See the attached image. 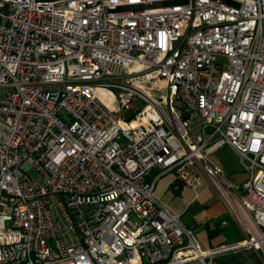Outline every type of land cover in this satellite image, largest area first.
Listing matches in <instances>:
<instances>
[{"label":"built area","instance_id":"1","mask_svg":"<svg viewBox=\"0 0 264 264\" xmlns=\"http://www.w3.org/2000/svg\"><path fill=\"white\" fill-rule=\"evenodd\" d=\"M172 1L0 0V264H264V0L121 10ZM167 173H203L244 240L202 249Z\"/></svg>","mask_w":264,"mask_h":264},{"label":"rangeland","instance_id":"2","mask_svg":"<svg viewBox=\"0 0 264 264\" xmlns=\"http://www.w3.org/2000/svg\"><path fill=\"white\" fill-rule=\"evenodd\" d=\"M135 106L140 109L142 104H136ZM131 114L132 111L126 113L125 119ZM211 159L213 162L216 161L226 173H237L242 168L238 156L227 147L218 153H214ZM34 173L33 170L29 171V175L32 178L36 175ZM198 175L201 186L197 190L181 186L178 191L173 190L172 186L169 185L170 181L173 180L172 178L175 179L174 175L171 173L163 176L157 182L153 191V197L171 213L177 216L184 214V218L189 222L193 220L192 224L195 225L193 230L194 237L202 249H218L222 246L234 245L243 241L245 237L231 220L228 221L226 226H222L221 223L218 224L219 231L209 236V232L204 227V224L209 223L210 228L216 225L215 220L218 218H209L223 204L210 182L200 173ZM225 219L227 217L223 216L219 220L222 222ZM259 255L264 259L263 253L259 252ZM219 260L222 263L227 262L230 264H257V255L251 254L245 248H240L239 250L219 256Z\"/></svg>","mask_w":264,"mask_h":264},{"label":"crops","instance_id":"3","mask_svg":"<svg viewBox=\"0 0 264 264\" xmlns=\"http://www.w3.org/2000/svg\"><path fill=\"white\" fill-rule=\"evenodd\" d=\"M225 148V147H224ZM227 148H229V147H227ZM223 149V148H222ZM222 149H219L218 151H216L215 153H218L220 150H222ZM230 149V148H229ZM232 150V149H231ZM233 153H234V151H232ZM214 155V153L211 155V156H213ZM211 156H210V161L213 163V164H216V165H218V166H220L218 163H216V161H212V159H211ZM237 156V155H236ZM239 158V157H238ZM221 167V166H220ZM242 167V166H241ZM222 168V167H221ZM223 169V168H222ZM224 171V170H223ZM158 172H159V170L158 169H152L150 172H149V174L146 176V181L145 182H150V181H152L155 177H156V175L158 174ZM225 172V171H224ZM226 173V172H225ZM235 173V172H231V174L230 173H226L227 175H228V177L231 179V181L232 182H234V183H241V182H243L245 179H246V174H245V172L243 171V169L241 168V170L239 171V172H237V173H235L234 175L233 174ZM168 174H171V173H167V174H165V175H163V176H167ZM173 174V173H172ZM205 179H206V177L203 175V173H200ZM174 175V174H173ZM163 176H161L160 178H162ZM199 176V175H198ZM201 176V177H202ZM160 178H158V180L160 179ZM173 180L172 181H170L171 183L169 184L170 186H172L174 183H175V179L174 178H172ZM199 179H200V177H199ZM198 179V180H199ZM200 181V180H199ZM157 182L158 181H156V183H155V187H156V185H157ZM201 183V182H200ZM200 186H201V184H200ZM187 188V187H186ZM155 189V188H154ZM226 213V210H225V207H224V205L221 207V208H219V210L217 211V212H215L213 215H211L210 216V218L209 219H212V218H218L217 220H215V223H216V226L218 225V224H220V222H221V220H219L220 219V217H223V216H227V214H225ZM179 216V218H180V221L182 222V224H184V225H186V226H189V227H195V225H193L192 223H193V220H190V222L189 221H187L186 220V218H184V214L183 215H178ZM222 221H224V220H222ZM208 225H209V223H208ZM204 227H205V224H204ZM222 263V262H221ZM222 264H230V263H227V262H225V263H222Z\"/></svg>","mask_w":264,"mask_h":264},{"label":"water","instance_id":"4","mask_svg":"<svg viewBox=\"0 0 264 264\" xmlns=\"http://www.w3.org/2000/svg\"><path fill=\"white\" fill-rule=\"evenodd\" d=\"M22 1H28V0H22ZM39 2H52V1H57V0H36ZM187 0H177V1H172V2H162V3H153V4H147V5H141V6H135L134 8H124L121 10H144V9H150V8H157V7H165V6H172L176 4H186ZM219 2L226 3V4H232L229 1L226 0H219Z\"/></svg>","mask_w":264,"mask_h":264},{"label":"trees","instance_id":"5","mask_svg":"<svg viewBox=\"0 0 264 264\" xmlns=\"http://www.w3.org/2000/svg\"><path fill=\"white\" fill-rule=\"evenodd\" d=\"M205 228L208 230V232H209V236H212V235H214V234H216L219 230V226L217 225V226H215V228L214 229H212V230H210V227H209V225L206 223L205 224Z\"/></svg>","mask_w":264,"mask_h":264}]
</instances>
